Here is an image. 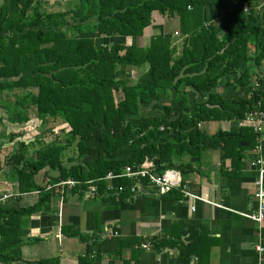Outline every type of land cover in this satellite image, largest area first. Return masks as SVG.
Instances as JSON below:
<instances>
[{
  "label": "trees",
  "instance_id": "16d2710c",
  "mask_svg": "<svg viewBox=\"0 0 264 264\" xmlns=\"http://www.w3.org/2000/svg\"><path fill=\"white\" fill-rule=\"evenodd\" d=\"M223 1L77 0L59 13L42 9L44 0L1 2L0 97L21 93L14 104L0 105V125L25 124L29 109L37 131L49 120L64 125L35 151L30 140L17 139L20 132L4 137L0 128V149L18 141L0 161V188L8 181L18 193L0 196V264L21 261L23 220L48 212L56 197L58 203L67 193L138 197L144 193L132 191L134 179L114 180L109 191L103 178L145 163H153L156 175L187 173L192 168L185 159L205 150L224 160L235 157L237 143L248 141L246 151L257 144L252 128L240 122L258 103L264 112V0H229L240 6L224 9L218 24L204 22L205 8ZM162 19L175 21V31L150 33ZM100 39L104 45L97 46ZM131 69L142 71L135 84L127 78ZM232 86L245 90L227 96ZM206 122L231 128L208 135L199 127ZM242 157L233 159L228 177L237 176ZM66 181L75 185H61ZM178 189L164 195L181 196ZM25 194L34 196L32 204L21 203ZM155 240L145 244L158 248ZM185 247L179 261L188 264L193 249Z\"/></svg>",
  "mask_w": 264,
  "mask_h": 264
},
{
  "label": "crops",
  "instance_id": "0c3cea01",
  "mask_svg": "<svg viewBox=\"0 0 264 264\" xmlns=\"http://www.w3.org/2000/svg\"><path fill=\"white\" fill-rule=\"evenodd\" d=\"M70 2L66 3L68 7L74 5L73 0ZM62 3L44 0L41 7L49 13H59ZM223 6L204 10V22L215 19ZM173 22L170 27L167 20H160L162 31L174 32ZM150 33L160 34L153 29ZM206 124L211 122L202 127ZM247 142L232 148L236 155L231 159L223 160L220 152L210 153L211 149L194 159H185L192 170L186 173V180L179 173L184 186L180 192L206 202H195L182 195H159L152 189L125 200L103 195L83 198L67 193L64 201L58 203L56 197L48 212L41 211L23 220L18 264H183L179 251L185 246L193 249L188 264H259L255 245L258 242L264 246V225L258 240L257 225L231 213H253L257 207L255 183L264 170V128L256 137L257 144L246 151L251 146ZM251 155L255 157L248 161ZM239 156L242 159L235 163L233 171L237 176L230 178L227 174L233 170L232 161ZM3 183L7 190L14 188L8 181ZM33 199V195L25 194L21 203L29 205ZM152 238L161 245L156 248L149 242L148 249L142 250L141 244ZM262 257L264 264V254Z\"/></svg>",
  "mask_w": 264,
  "mask_h": 264
},
{
  "label": "built area",
  "instance_id": "2783aa9c",
  "mask_svg": "<svg viewBox=\"0 0 264 264\" xmlns=\"http://www.w3.org/2000/svg\"><path fill=\"white\" fill-rule=\"evenodd\" d=\"M243 11L247 13L249 12V9L246 7L243 9ZM244 123L251 125L252 126L251 128L255 134L257 135L261 134L264 128V112L259 110V103L255 109L246 113ZM154 171H155V166L153 165V163H145L144 165L141 166V169L139 168L132 169L127 167L122 175L109 173L105 178H103V180L109 181L110 184L107 186V190L109 191H112L116 188L115 185L111 183L112 181L118 180L119 178L122 177H126L129 179H134L135 184L134 187L132 188L133 192L140 194L143 191L152 189L155 193H159L160 195H164L168 193L172 188H175V186H177L180 183L179 172H177L174 169H167L161 175L154 174ZM263 176H264V170H261L259 174V178L255 183V188H256L255 203L257 206L255 212L241 213V212L233 211L235 212V214H238L244 219L250 220L257 225L258 240L261 239L260 230L264 225ZM65 184L69 186L75 185V183L71 181H66L61 185H65ZM88 191L90 193H94L96 191V188L94 186H91L88 188ZM184 194L194 200L203 201L201 198L196 197L195 195H192L188 192L184 191ZM146 246L148 245L144 244L142 245V248H146ZM255 250L258 256H260L259 264H261V258H263L262 255L264 254V246H262L261 243L257 242L255 245Z\"/></svg>",
  "mask_w": 264,
  "mask_h": 264
},
{
  "label": "rangeland",
  "instance_id": "374dc122",
  "mask_svg": "<svg viewBox=\"0 0 264 264\" xmlns=\"http://www.w3.org/2000/svg\"><path fill=\"white\" fill-rule=\"evenodd\" d=\"M56 1H58V0H56ZM227 1L228 0H225V1L222 2L223 5H224L223 6L224 8L219 9L218 13H216V15H215V19H212L209 22H213L214 24H218L219 23V20H220V17H221L222 10L227 9V8L232 9V8H235V6H238V7L240 6V5L233 4L230 1L228 3ZM75 2H77V0H73L72 4L73 3L75 4ZM65 4L66 3H62L61 4L60 11L64 12L65 10H67L69 8ZM208 9H209L208 7L205 8V10H208ZM162 21H163V19H162ZM167 22H169L167 25L170 26V27H172L171 22H173V21H167ZM174 26H175V24H174ZM151 29H153V31H155L156 33H162L163 32L162 31V24L161 23L157 24L155 27H153ZM147 37H148V35L145 36V38H144V41L145 42L148 40ZM98 41L99 40L96 41V45L97 46L98 45H104L103 42H101V41L98 42ZM133 43H139L138 42V39L137 40H134ZM141 74H142L141 69L140 70L139 69L138 70L131 69L129 75L127 76V78L130 79L131 84H135L137 82V80H138V77ZM255 85L257 87L260 86L259 83H255ZM225 90H226L225 93L228 95V94H230L232 92L233 93H235V92H238V93L241 92L242 93L245 89H241L240 86H232V87H228ZM20 93H21V91H16L15 90L14 92H12V94H7V95H4V96L0 97V105L3 104V103H7L9 105L14 104V101H15L17 95H19ZM249 111H251V110H249ZM249 111L245 112L244 119H245L246 113H248ZM2 112L4 114L3 119H4V124H5L6 123V121H5L6 114H5L4 111H2ZM27 115H28L29 121L26 122L23 125H16L15 128H14L11 125H8L7 124L8 126H6V124H5L4 127L2 125H0V128L1 127L3 128V135L2 136H4V137H8L9 134H12V133H15L16 134V133L20 132L22 135H21L20 138H17V139L18 140H21L22 142H24L25 140H30L31 141L30 142L31 147H33V149H34L33 151L38 150V149H41L42 147H44L46 145H49L50 142L52 141V138H53L52 137L53 135H50V133L53 132V130L54 131H58L57 128L58 127H62L64 125V123L61 121V119H59L57 121L49 120V122L46 125L45 129H42L40 131H37V127H39V125H37L36 124V121L34 120L35 119V112L33 110L29 109L28 112H27ZM242 123L245 126L252 127L251 125H248L247 123H244V120H243V122H240V124H242ZM230 125H231L230 122L222 123V124H220L219 122H211V124L204 125L202 127V129H203L204 132H206L208 134H213V133L219 131L221 128H223V130H227V131L230 130V128H231ZM262 128H263V126H262ZM11 129L13 131H11ZM17 142L18 141L15 140L12 144H4L1 147V149H0V161L1 162L4 161V158H6L9 153H11L13 147L15 146V144H17ZM26 143H28V142L26 141ZM28 147H29V145H28ZM29 153H30L31 156L34 154V152H32V151H30ZM210 153H216V151L215 150L214 151L211 150ZM174 162H176L175 159H174ZM2 177H4V176H2ZM182 179L183 180H186V173H183L182 174ZM37 180H39V182L41 181V175L40 174L37 176ZM3 185L5 187H7L4 183H3ZM8 187H9V185H8ZM4 189H1V192L2 193L0 194V196H4V195H6V196L7 195H10L11 196V195H14L15 194L14 188L12 189L10 187V189H8V190L7 189L4 190ZM146 191H148V190H146ZM146 191H143V193H145ZM16 193H17V191H16ZM3 200H5V198L1 199V201H3Z\"/></svg>",
  "mask_w": 264,
  "mask_h": 264
},
{
  "label": "clouds",
  "instance_id": "9594fccd",
  "mask_svg": "<svg viewBox=\"0 0 264 264\" xmlns=\"http://www.w3.org/2000/svg\"><path fill=\"white\" fill-rule=\"evenodd\" d=\"M243 124V123H242ZM202 128V127H201ZM257 135V134H256ZM261 134H259V135H257L258 137L260 136ZM180 184V183H179ZM179 184L177 185V186H175V188L176 189H178V187H179ZM172 190V189H171ZM178 190H180V189H178ZM183 190V189H182ZM181 193V195L182 196H184L185 198H187V199H192V198H189L188 196H186L185 194H184V191H182V192H180ZM160 195V194H159ZM193 195V194H192ZM196 196V195H195ZM197 197V196H196ZM192 200H194V199H192ZM195 202H206V201H200V200H194ZM220 207V206H219ZM221 208V207H220ZM234 210H231V213H233V214H235V212H233ZM237 212V211H236ZM242 213V212H241ZM238 215V214H237Z\"/></svg>",
  "mask_w": 264,
  "mask_h": 264
}]
</instances>
